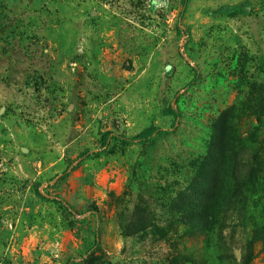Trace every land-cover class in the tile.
Returning <instances> with one entry per match:
<instances>
[{"label": "rangeland", "instance_id": "obj_1", "mask_svg": "<svg viewBox=\"0 0 264 264\" xmlns=\"http://www.w3.org/2000/svg\"><path fill=\"white\" fill-rule=\"evenodd\" d=\"M182 2L0 0V264H264V0Z\"/></svg>", "mask_w": 264, "mask_h": 264}, {"label": "trees", "instance_id": "obj_2", "mask_svg": "<svg viewBox=\"0 0 264 264\" xmlns=\"http://www.w3.org/2000/svg\"><path fill=\"white\" fill-rule=\"evenodd\" d=\"M182 4L185 5L186 0H183ZM239 13L244 14L245 10L243 8H239L237 6L222 7L215 12V14H218V15H221L224 17H233ZM177 32H178V34H182V32L179 29H177ZM261 69L264 70V61L261 63ZM193 82H194V80L190 81L187 84V87H190ZM165 115L173 117V121H172L171 126H173V124L175 123V121L179 117L178 112H176L175 110H173L171 108H168L165 111ZM170 132H171V130L162 131L159 128H157L156 126L150 125V126L146 127L145 129H143L140 133H138L137 135H135L131 138H117V139L120 140L124 145H133V144L145 145V144L149 143L155 136H166V135H169ZM109 138H110L109 133H104L102 135V137H101V149L106 147V144H107V141ZM85 155H86V157H88V154H85ZM95 155H99V154L97 153ZM195 212H193V214H195ZM2 264H10V263L7 261H2Z\"/></svg>", "mask_w": 264, "mask_h": 264}]
</instances>
